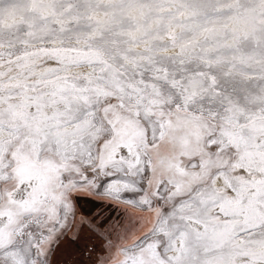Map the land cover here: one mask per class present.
Segmentation results:
<instances>
[{
    "label": "snow or ice",
    "instance_id": "6c2138e0",
    "mask_svg": "<svg viewBox=\"0 0 264 264\" xmlns=\"http://www.w3.org/2000/svg\"><path fill=\"white\" fill-rule=\"evenodd\" d=\"M0 264H264V0H0Z\"/></svg>",
    "mask_w": 264,
    "mask_h": 264
},
{
    "label": "flooded vegetation",
    "instance_id": "af4514ba",
    "mask_svg": "<svg viewBox=\"0 0 264 264\" xmlns=\"http://www.w3.org/2000/svg\"><path fill=\"white\" fill-rule=\"evenodd\" d=\"M70 235H74V234H70Z\"/></svg>",
    "mask_w": 264,
    "mask_h": 264
}]
</instances>
